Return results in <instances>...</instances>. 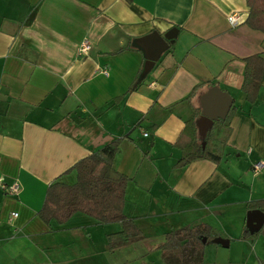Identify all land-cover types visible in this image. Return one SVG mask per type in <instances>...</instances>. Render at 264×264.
Segmentation results:
<instances>
[{"label":"crops","instance_id":"crops-1","mask_svg":"<svg viewBox=\"0 0 264 264\" xmlns=\"http://www.w3.org/2000/svg\"><path fill=\"white\" fill-rule=\"evenodd\" d=\"M248 15L246 0H0V180L21 185L18 195L0 189V264H107L106 252L125 246L104 247L120 223L38 216L51 184H75L72 169L119 139L115 169L130 179L124 213L143 233V252L207 224L229 248L252 245L263 257V234L238 240L248 213H264V167L254 172L264 163V75L255 104L242 91L244 60L264 58V34ZM175 28L145 75L137 43ZM213 87L233 101L223 159L177 168V142Z\"/></svg>","mask_w":264,"mask_h":264},{"label":"trees","instance_id":"trees-1","mask_svg":"<svg viewBox=\"0 0 264 264\" xmlns=\"http://www.w3.org/2000/svg\"><path fill=\"white\" fill-rule=\"evenodd\" d=\"M249 8L247 25L264 34V0H246ZM244 82L242 91L247 102L255 104L261 90L264 75V58L254 55L244 60ZM136 87V85H135ZM237 108L233 107L232 111ZM199 116L186 122L177 146L182 152L177 168H185L192 163L208 160L219 164L226 148L232 129L230 116L216 122L212 130L203 139L196 124ZM124 139L113 142L102 150L79 162L72 171L76 172L77 181L73 185L54 182L50 185L44 206L38 213L46 224L56 222L65 225L75 214L82 213L94 219L100 225L120 223V232L108 235L109 250L143 240L142 231L134 219L124 213L126 190L130 179L115 169V159L120 152ZM251 207H257L252 204ZM264 211V210H263ZM264 235L263 228L251 233L245 228L238 239L246 241ZM219 236L207 224L172 231L166 234L165 242L158 249L161 251L163 264H203L204 252L209 244H215ZM264 264L263 262H261Z\"/></svg>","mask_w":264,"mask_h":264},{"label":"water","instance_id":"water-1","mask_svg":"<svg viewBox=\"0 0 264 264\" xmlns=\"http://www.w3.org/2000/svg\"><path fill=\"white\" fill-rule=\"evenodd\" d=\"M178 29H172L165 35L154 34L141 39L137 45L145 51L144 74H148L162 53L169 48V43L177 39ZM233 101L229 94L221 89L213 87L202 99V116L197 122L199 134L204 139L208 132L213 129L214 124L227 118ZM246 226L251 233L259 232L264 226V213L258 210L251 211L247 215ZM215 243L228 249V240L216 239Z\"/></svg>","mask_w":264,"mask_h":264},{"label":"rangeland","instance_id":"rangeland-1","mask_svg":"<svg viewBox=\"0 0 264 264\" xmlns=\"http://www.w3.org/2000/svg\"><path fill=\"white\" fill-rule=\"evenodd\" d=\"M89 220L92 221L91 218H89ZM91 223H95L94 220ZM108 227H114V225L111 224L105 229H107ZM110 230L111 231L107 230L106 234L118 232L116 230H113L112 228ZM103 238L105 241L104 247H106L105 249H107L109 243L108 235L104 236ZM153 241L154 243H159V240ZM158 243L156 244L158 245ZM143 244H145V242L142 243V240H140L132 244H126L121 249L116 251L115 254H109L108 252H106L105 255L107 264L110 261V255L111 257H114L116 259L120 258L121 264H163L161 251L158 248H154L149 251L150 249L147 248V251L143 252ZM258 252L264 257L263 246L258 248ZM263 257L256 254L255 249L252 245H250L249 249L244 251L240 248H236V246L225 249L221 245L211 244L210 246H207L203 264H262L261 261L264 260Z\"/></svg>","mask_w":264,"mask_h":264},{"label":"built area","instance_id":"built-area-1","mask_svg":"<svg viewBox=\"0 0 264 264\" xmlns=\"http://www.w3.org/2000/svg\"><path fill=\"white\" fill-rule=\"evenodd\" d=\"M228 22L232 27H237L240 25V17L238 14H232L228 17ZM91 47L88 41H85L80 49L81 55H87L90 51ZM105 74H107V71H104ZM145 136H148L145 134ZM264 167V163H258L254 166V172L258 173L261 172L262 168ZM0 189L4 190L9 195H18L21 191V185L18 182H14L12 185H8L4 182V180H0ZM18 217V214L14 213L11 215L12 219H15Z\"/></svg>","mask_w":264,"mask_h":264}]
</instances>
